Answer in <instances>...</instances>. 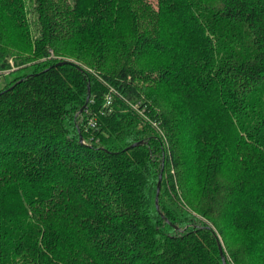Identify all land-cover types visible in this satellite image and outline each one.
Listing matches in <instances>:
<instances>
[{"label": "trees", "instance_id": "obj_1", "mask_svg": "<svg viewBox=\"0 0 264 264\" xmlns=\"http://www.w3.org/2000/svg\"><path fill=\"white\" fill-rule=\"evenodd\" d=\"M22 1L0 0V264H222L218 236L264 264V0H31L33 29Z\"/></svg>", "mask_w": 264, "mask_h": 264}, {"label": "rangeland", "instance_id": "obj_2", "mask_svg": "<svg viewBox=\"0 0 264 264\" xmlns=\"http://www.w3.org/2000/svg\"><path fill=\"white\" fill-rule=\"evenodd\" d=\"M145 1H147L148 3H150L153 8L156 7L155 6V4H156V1L155 0H145ZM22 3L24 5V9H26V18H27L26 21H28V24L30 26V29H33L34 21H35L36 17H35L34 11L32 10V1L31 0H23ZM57 58H59V57H57ZM61 59L71 60L70 58L69 59L68 58H61ZM12 69H14V68H12ZM12 69L5 70L3 72L0 71V86L4 83V80L5 79L7 80L8 77H9V76H7L6 78H4L3 76L6 73H9L10 70H12ZM149 124H150L149 126H151L155 130V132H157V133L160 134V136H161L162 139H165L164 136H163V132L161 131V129L159 127H157V126H160L159 124L158 125H154L151 121L149 122ZM218 241H219V247H220V250H221V254L224 256V258H228V260H229V262L231 264H235V261L232 259L231 255H230V253L228 251V248H226L225 241L223 239L221 240V238L219 236H218Z\"/></svg>", "mask_w": 264, "mask_h": 264}, {"label": "water", "instance_id": "obj_3", "mask_svg": "<svg viewBox=\"0 0 264 264\" xmlns=\"http://www.w3.org/2000/svg\"><path fill=\"white\" fill-rule=\"evenodd\" d=\"M65 61H61V62H59V63H64ZM88 93V92H87ZM88 97V96H87ZM87 99V98H86ZM140 142H136V143H133V144H131L129 147H131V146H135V145H138ZM159 179H160V177H158V180H157V183H156V192L158 191V187H159ZM219 255H220V259H221V262H222V264H225V262H224V259H223V256H222V254H221V251H220V248H219Z\"/></svg>", "mask_w": 264, "mask_h": 264}, {"label": "built area", "instance_id": "obj_4", "mask_svg": "<svg viewBox=\"0 0 264 264\" xmlns=\"http://www.w3.org/2000/svg\"><path fill=\"white\" fill-rule=\"evenodd\" d=\"M48 53H49V56H51L52 55V51L49 49L48 50ZM5 73V72H4ZM108 97H106V104H108L109 102H108ZM88 125H90V126H94V121L92 120V119H89V121H88Z\"/></svg>", "mask_w": 264, "mask_h": 264}]
</instances>
